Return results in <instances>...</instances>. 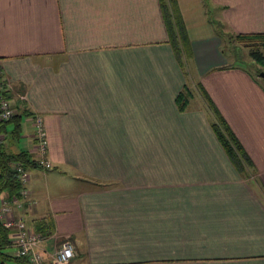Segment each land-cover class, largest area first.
<instances>
[{"label": "crops", "instance_id": "crops-1", "mask_svg": "<svg viewBox=\"0 0 264 264\" xmlns=\"http://www.w3.org/2000/svg\"><path fill=\"white\" fill-rule=\"evenodd\" d=\"M177 2L186 68L160 0H0L17 113L5 144L36 160L35 117L47 132L52 166L30 167L36 204L25 211L47 234L46 264L67 238L71 264H264V79L223 50L214 24L264 33V0ZM212 104L250 174L220 141Z\"/></svg>", "mask_w": 264, "mask_h": 264}, {"label": "trees", "instance_id": "trees-1", "mask_svg": "<svg viewBox=\"0 0 264 264\" xmlns=\"http://www.w3.org/2000/svg\"><path fill=\"white\" fill-rule=\"evenodd\" d=\"M161 10L166 24L169 42L174 47L176 56L181 65L186 68L189 61L193 57L191 39L188 30L178 6L177 0H160ZM218 35L222 38L224 35L225 25L221 22L214 23ZM226 34V33H225ZM237 42L242 43L249 49L250 56L254 62L264 66V33H233ZM4 95L11 98L8 90L2 89L0 85V97ZM189 90H184L179 95L178 101L180 108L185 109L188 105ZM207 97H209L207 95ZM215 112V120L213 121L214 129L222 142L226 152L231 157L233 163L243 174H250L251 162L248 155L243 149L240 141L234 135L233 131L226 123L222 115L212 104ZM17 117V113L8 121L0 120V134L4 135V141L0 143V195L4 192L15 194L19 189V176L14 169L13 164L16 162L23 163L26 167H35L39 163L32 158L29 152L21 151L13 153L8 150L5 140H7L8 131H6V124ZM253 171V170H252ZM36 230L41 232L44 236L45 231H41L39 225H35ZM11 245L9 230L5 228L0 222V263L5 264L8 258H12L18 264H31L27 257L10 254L7 247Z\"/></svg>", "mask_w": 264, "mask_h": 264}, {"label": "built area", "instance_id": "built-area-1", "mask_svg": "<svg viewBox=\"0 0 264 264\" xmlns=\"http://www.w3.org/2000/svg\"><path fill=\"white\" fill-rule=\"evenodd\" d=\"M3 65L0 62V85L4 90H10L5 80ZM16 114L11 100L2 95L0 97V120L8 121ZM36 126V156L39 165L50 168L52 165L46 159L48 152L47 132L42 117L34 118ZM4 141V135L0 134V143ZM19 176V189L15 194L4 193L0 196V222L7 229H13L12 244L17 256L27 257L31 264H46L45 253L41 244L45 236L28 223L25 211L32 210L36 204L29 186L31 179L30 168L21 162L13 164ZM75 245L67 238L59 244L51 255L52 264H71L75 257Z\"/></svg>", "mask_w": 264, "mask_h": 264}, {"label": "rangeland", "instance_id": "rangeland-1", "mask_svg": "<svg viewBox=\"0 0 264 264\" xmlns=\"http://www.w3.org/2000/svg\"><path fill=\"white\" fill-rule=\"evenodd\" d=\"M224 35L221 38L223 41V50L228 54H233V56L238 57L237 58V64L239 66H242L248 70H252L257 76H259V73L261 71H264V66L257 64L254 62L250 56L249 49L242 45V43L237 42L235 39V35L233 32L228 30L227 28H224ZM226 33V34H225ZM236 61V60H235ZM260 77V76H259ZM261 78V77H260ZM264 79V78H262ZM193 91V88H191V91ZM12 123H8V131H10V128L12 127ZM10 132L7 137V142L10 138L13 137V135ZM1 264V263H0ZM5 264H15V261L13 260H6Z\"/></svg>", "mask_w": 264, "mask_h": 264}, {"label": "water", "instance_id": "water-1", "mask_svg": "<svg viewBox=\"0 0 264 264\" xmlns=\"http://www.w3.org/2000/svg\"><path fill=\"white\" fill-rule=\"evenodd\" d=\"M259 75H260V77L264 78V71H261V72L259 73Z\"/></svg>", "mask_w": 264, "mask_h": 264}]
</instances>
